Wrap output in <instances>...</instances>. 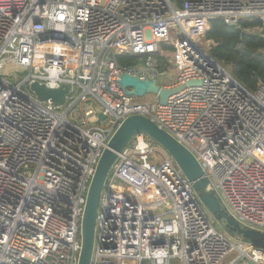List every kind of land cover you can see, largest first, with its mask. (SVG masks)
Instances as JSON below:
<instances>
[{
	"label": "built area",
	"instance_id": "obj_1",
	"mask_svg": "<svg viewBox=\"0 0 264 264\" xmlns=\"http://www.w3.org/2000/svg\"><path fill=\"white\" fill-rule=\"evenodd\" d=\"M246 18L264 23V0H0V264H78L97 164L133 114L190 149L227 210L264 231V83L246 88L204 38L213 20ZM125 53L138 63L119 67ZM123 73L202 84L163 105L128 95ZM36 81L69 86L65 102L39 99ZM90 264H264V249L219 229L174 160L140 134L107 177Z\"/></svg>",
	"mask_w": 264,
	"mask_h": 264
},
{
	"label": "water",
	"instance_id": "obj_2",
	"mask_svg": "<svg viewBox=\"0 0 264 264\" xmlns=\"http://www.w3.org/2000/svg\"><path fill=\"white\" fill-rule=\"evenodd\" d=\"M262 33L264 34V26ZM120 83L128 95L141 98L152 94L158 98L159 103L165 105L172 95L179 93L188 86L201 85L202 81L192 79L187 83L169 87L159 84L157 78L154 77L148 76L141 79L139 75L123 73L120 76ZM30 89L39 99L52 100L58 105L65 102L66 95L70 90L67 85L60 88H50L38 81L33 82ZM99 117L100 119L105 118L103 113H100ZM140 134L146 135L158 144L174 160L222 231L233 239L251 244L256 249H264V231L242 224L227 210L210 177L195 154L149 117L142 114H133L128 116L111 136L97 164L82 217V248L78 264H90L91 262L98 208L109 172L117 161L119 154L133 142L135 136Z\"/></svg>",
	"mask_w": 264,
	"mask_h": 264
},
{
	"label": "trees",
	"instance_id": "obj_3",
	"mask_svg": "<svg viewBox=\"0 0 264 264\" xmlns=\"http://www.w3.org/2000/svg\"><path fill=\"white\" fill-rule=\"evenodd\" d=\"M185 1L194 0H176V4L181 6ZM257 26L263 27L264 23L246 18L239 26H232L217 19L204 33L210 43V55L251 91H255L259 83H264V34L262 30L247 31ZM115 60L121 68L138 63V57L130 53L117 54Z\"/></svg>",
	"mask_w": 264,
	"mask_h": 264
},
{
	"label": "rangeland",
	"instance_id": "obj_4",
	"mask_svg": "<svg viewBox=\"0 0 264 264\" xmlns=\"http://www.w3.org/2000/svg\"><path fill=\"white\" fill-rule=\"evenodd\" d=\"M203 46H204L205 48H208V45H207L206 43H204ZM16 70H17V71H21L22 69L19 68V67H16ZM167 79H168L167 76H162V77L160 78V81L163 82L164 80H167ZM137 99H138L139 101H142V102H155V101L158 100V98H157L155 95H152V94H148V95H146V96H144V97L137 98ZM211 217H212V216H211ZM214 224H215L219 229H221V227L218 225L217 222L214 221ZM221 230H222V229H221Z\"/></svg>",
	"mask_w": 264,
	"mask_h": 264
}]
</instances>
